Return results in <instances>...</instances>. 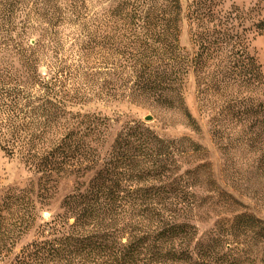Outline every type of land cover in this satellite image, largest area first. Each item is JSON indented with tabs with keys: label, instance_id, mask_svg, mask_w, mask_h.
Returning <instances> with one entry per match:
<instances>
[{
	"label": "trees",
	"instance_id": "16d2710c",
	"mask_svg": "<svg viewBox=\"0 0 264 264\" xmlns=\"http://www.w3.org/2000/svg\"><path fill=\"white\" fill-rule=\"evenodd\" d=\"M102 4L91 10L86 0L56 1L41 25H0V151L38 175L36 191L0 195V253L34 228L35 203L73 176L60 212L41 220L15 264H264V219L218 187L216 201L232 217L198 238L191 221L202 204L189 176L196 170L181 172L183 138L164 139L131 120L108 144L115 119L72 110L93 100L152 101L178 109L198 129L182 97L188 67L179 46L180 0ZM195 43L190 63L203 72L212 62L214 91L242 85L261 93L234 101L232 117L250 118L249 131L258 129L247 140L258 146L264 177V72L239 35L206 30ZM206 183L212 189L214 181Z\"/></svg>",
	"mask_w": 264,
	"mask_h": 264
},
{
	"label": "rangeland",
	"instance_id": "374dc122",
	"mask_svg": "<svg viewBox=\"0 0 264 264\" xmlns=\"http://www.w3.org/2000/svg\"><path fill=\"white\" fill-rule=\"evenodd\" d=\"M56 1L64 2L0 0V25L36 22L41 25L49 18ZM111 2L113 0H103L101 6L105 7ZM86 3L88 8L94 10L100 8L101 0H86ZM180 3L179 46L180 53L187 59L185 64L188 67L183 81L182 97L184 107L197 124V130L187 124L178 109L160 107L152 101L131 104L126 100H93L72 110L95 112L115 119L108 144L121 126L131 120L143 121L164 139L183 138V147L187 153L181 160V172L196 170L195 174L189 176L197 179V186L193 191L202 206L195 212L191 222L197 228L198 238L202 240L216 229L219 221L232 217L229 210L216 201L214 187L231 194L245 205L247 211L264 219V177L257 169L260 153L256 149L258 146L251 147L247 140L258 129L249 131L250 118L237 121L232 117L234 101L243 102L250 95L255 100L262 96L258 90L252 92L242 85L214 91L212 62L203 72H194L190 63L199 52L195 38L200 37L206 30L213 32L215 29L239 35L242 42L246 43L249 55L264 72V0H180ZM70 30L72 28H68L65 33L68 34ZM38 33L39 31L33 32L30 37L37 38ZM206 86L210 87L207 92ZM236 105L240 107L241 103ZM146 118L150 120L146 121ZM188 141L200 147L197 153L190 150ZM37 178L38 175L28 169L19 156L8 157L0 151V195L10 188L31 187L36 191ZM209 178L214 181L212 189L206 183ZM74 185L73 176L63 177L57 181L52 197L47 202L35 203L40 219L28 234L16 241L10 251L0 253V264H15L20 249L35 238L36 226L41 220L47 221L60 212L62 199L72 192Z\"/></svg>",
	"mask_w": 264,
	"mask_h": 264
},
{
	"label": "water",
	"instance_id": "95a60500",
	"mask_svg": "<svg viewBox=\"0 0 264 264\" xmlns=\"http://www.w3.org/2000/svg\"><path fill=\"white\" fill-rule=\"evenodd\" d=\"M150 119L149 118H146V121H149Z\"/></svg>",
	"mask_w": 264,
	"mask_h": 264
}]
</instances>
